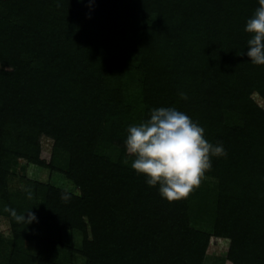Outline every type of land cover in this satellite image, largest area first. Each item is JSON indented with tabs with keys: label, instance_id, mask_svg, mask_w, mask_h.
<instances>
[{
	"label": "trees",
	"instance_id": "obj_1",
	"mask_svg": "<svg viewBox=\"0 0 264 264\" xmlns=\"http://www.w3.org/2000/svg\"><path fill=\"white\" fill-rule=\"evenodd\" d=\"M257 7L258 0H0V213L12 229L0 239V264H64L54 244L85 264H206L212 236L230 241L223 264H264V105L254 97L264 101V65L243 54ZM160 106L187 113L227 152L171 202L131 167L124 146L128 126ZM19 158L63 172L79 192L30 180L31 198L26 190L11 195ZM6 206L38 221L17 223ZM197 218L212 231L194 226ZM40 223L81 241L42 244L32 230Z\"/></svg>",
	"mask_w": 264,
	"mask_h": 264
},
{
	"label": "clouds",
	"instance_id": "obj_2",
	"mask_svg": "<svg viewBox=\"0 0 264 264\" xmlns=\"http://www.w3.org/2000/svg\"><path fill=\"white\" fill-rule=\"evenodd\" d=\"M244 30L250 35L243 54L252 64L264 65V0H258ZM180 96L187 99L184 92ZM124 146L134 157L131 167L146 177L148 186L158 187L161 197L169 202L186 198L200 185L212 167V157L227 155L222 143H211L204 127L174 106L153 107L146 119L129 125ZM26 192L31 198V192ZM5 211L17 223L38 221L30 210L18 213L6 206Z\"/></svg>",
	"mask_w": 264,
	"mask_h": 264
},
{
	"label": "rangeland",
	"instance_id": "obj_3",
	"mask_svg": "<svg viewBox=\"0 0 264 264\" xmlns=\"http://www.w3.org/2000/svg\"><path fill=\"white\" fill-rule=\"evenodd\" d=\"M143 18L145 22H153L154 17L147 15ZM0 67L4 66L0 63ZM254 97L260 102L261 105H264V101L261 100L259 96L256 95ZM43 146L45 150H51V141L44 138ZM65 159V153H60L58 164L60 167H62V169L66 168ZM30 180H32V182L37 181L51 184L69 192L78 193L80 190L79 187L63 172L31 164L25 159L19 158L17 163L12 165V174L8 180V191L12 195L17 191L26 190V187L30 186L32 183ZM194 226L212 231V223L210 221H203L200 218L195 219ZM32 230L38 242L42 244L44 240L58 242L60 239H62L68 244H70V241L72 240L76 243L81 241L79 234H74L72 236L67 229L60 231L55 225L47 226L42 223L35 224L32 227ZM11 231L10 218L4 213H0V239H4V242L5 240L10 239ZM229 242L230 241L226 238L212 236L209 248L207 250L205 263L223 264L224 259L226 258L229 251ZM29 243L30 242H27L28 245H30ZM52 247L53 254H56L60 260H63L64 264H85V258L83 256L77 253H72L69 249L57 244H54Z\"/></svg>",
	"mask_w": 264,
	"mask_h": 264
}]
</instances>
